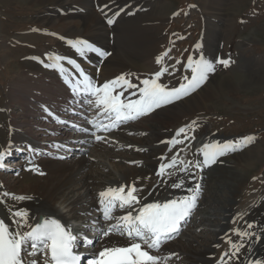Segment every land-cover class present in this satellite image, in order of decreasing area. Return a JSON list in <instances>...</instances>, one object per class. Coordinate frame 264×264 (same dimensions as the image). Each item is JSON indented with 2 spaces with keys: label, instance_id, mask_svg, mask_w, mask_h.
Returning a JSON list of instances; mask_svg holds the SVG:
<instances>
[{
  "label": "bare ground",
  "instance_id": "1",
  "mask_svg": "<svg viewBox=\"0 0 264 264\" xmlns=\"http://www.w3.org/2000/svg\"><path fill=\"white\" fill-rule=\"evenodd\" d=\"M28 1H31L33 5H48L52 2L59 4L56 9L51 8L41 15V19L43 21H47L50 25H53L54 28H57L59 30V35L65 38L63 39L64 41H62V43H57V45H55L53 48H48L49 50L47 49V56L49 54H59L61 56H66L70 59L78 61V64L79 62L82 63L80 64L81 67L85 70V72H88V74L94 78L97 84H102L107 80L114 79L121 74H125L126 78L138 86L136 89L127 90L125 92V98L134 91L137 92L138 96V88L142 87L140 81L145 78H154L153 75L151 76L145 71L142 72L141 68H143L144 65H154L157 63V59L160 57V54H157L158 50H156L155 47L156 40L151 37L150 27H148V24L150 25L152 22L156 21V18H159L154 17V14L157 12L154 9H157L158 5H160V0H128V2L123 0H111L113 3L107 5V7H105V5H101L100 7V5H97L98 2L91 0ZM129 2H132V4L127 5ZM79 3H84L85 6L82 7L81 5L80 8L78 6ZM225 4V0H210V12L217 17H223L226 13ZM147 5L149 7L148 10H143ZM124 8H126L125 10L128 9V12L124 13H127L126 16H130L131 19L129 21H123V18L118 16L116 19H122L123 23L120 22L117 25L118 31H116L117 33H114L113 35L111 30L105 25L107 23V17L111 18L112 12L114 10H122ZM81 9H85V14L81 13ZM101 9H103V11H101ZM95 10L99 14H97ZM135 12L139 15L137 20L135 19ZM60 16L64 18H60ZM124 19L126 18L124 17ZM218 29L219 28L217 26L211 25V31H213L211 33L212 41L216 35L214 31H218ZM76 39L87 40L93 43L95 46L102 48L104 51L110 52L111 55L107 56L106 58L99 59L94 53H88L87 63L86 60L82 59V56L76 53L75 50L67 44V40ZM207 43L204 48L209 45ZM205 49L206 52H208V47ZM216 54L217 52L215 51V55ZM24 66H28V69L35 70V74L33 73V77L35 79L27 78L24 81L20 80L21 82H17L18 84L13 88V95L11 99L14 104H22V108L17 109H23L22 111L27 110L24 111L23 114L25 122L19 124L16 121L17 118L15 113L13 111L9 112L12 121V135H10L6 141H2L0 151H2L9 143H11L13 145V149L8 155H13L14 150L19 147L20 141H35L37 143L36 149L40 154H31V158L34 160L35 164L39 167L40 172L43 174L27 170L23 174L18 175L16 179L22 180L24 177L26 184L25 187L22 186V189L19 192H14L15 185L12 186L10 184L11 182H9L11 180L10 178L14 177H0V199L4 201V203L0 204V215L6 213L8 208H12L13 211L21 208H27L30 213V222H32V217L38 220L44 215H54L55 217L59 218L62 223L71 226L73 232H76L77 230L81 231L83 226L90 225L93 220H96L100 217L101 213L98 204V193L109 186H131L135 184L137 188L142 189L139 195L141 197H146V199L142 200V203L153 202L154 200L165 201L167 199L175 198L176 196L187 194L182 189H172L168 187V185H170L174 180L178 181L179 179H184L188 176L187 173L179 171V168L182 167V165L178 164V168L176 169H167V172L174 173L171 178L165 175L162 180L161 177L156 173L159 171V166L161 163L167 164V162H169L175 156H171L170 154L168 155L170 146L169 144L163 142L172 139L176 133V131L174 129H170V127L176 126L182 116L190 115L197 112L198 110H206L204 105L206 101L205 99L195 98L188 106L182 107H179L178 103L167 105L161 109H157L155 112H152L149 115H146L147 119L152 117L153 123L160 124L159 131L156 132L155 135L160 137L159 139L161 140H153L151 144H148L152 147H143L144 145L135 144V142L134 144L131 143L128 140L131 134L138 135L144 133L138 131V129L135 130L136 128L131 130L132 127H122L118 131L111 133L110 135L106 136L107 142H95V140L89 135H84L76 131L71 132V130L66 128V126H62L60 130H57V125L59 124L52 117L48 116L44 110L42 111L43 107L50 108V111L54 112L59 117L68 122L69 120L71 121L73 115H63L62 113L64 106L69 101L73 100V97L67 93L68 84L65 83L61 74L55 69L45 68L44 66H36V64L31 62L25 63ZM64 66L70 72H75L71 65L64 63ZM139 75L142 77L140 78ZM207 80H209V77ZM229 82L233 86L238 87L239 83L241 84L242 82V85L245 86L247 80L243 81V76H238L234 78V81H232L233 83L231 81ZM250 84L251 82L247 83V85ZM205 92L207 96L211 93L207 91ZM137 96H132L131 98L136 99ZM191 96L192 95H190V97ZM86 105V103H82L83 107ZM193 108H196L197 110L193 111ZM190 109L191 111L187 112ZM71 110H76V104L72 106ZM34 121H36L35 124L40 122L41 124L43 123V126H45V128H37L38 131L36 134L33 132L35 131L34 128L30 129L33 127L31 122ZM196 132L192 131L191 133H188L189 138L185 139L187 143L185 146V152L189 153L193 157L195 155V150L199 145L218 141L217 138L207 140L208 136L203 137V133L199 135ZM121 133H125L128 137L125 135L120 136ZM163 135H165L164 138ZM113 137L114 139H112ZM121 137L126 138V141L120 142L119 139ZM191 137H195V139H191ZM81 140H88L89 142L79 144V141ZM193 141H195V143H193ZM220 142L225 141L220 140ZM65 143H67L68 147L71 148L70 150L62 151L61 149L58 151L53 147L54 144L65 145ZM157 144L159 147L155 148V145ZM83 145H85V147H83ZM98 147H108L107 155H109V157L102 155L101 160L103 162H100L99 171H94V167L92 168L90 163L94 161L99 162L100 158L95 153H92V149ZM129 147L134 149V153L136 155H140L139 159L128 158L127 154L131 153L128 151ZM138 148L149 150L151 152L148 153L151 154L150 158L147 159L145 156H141V154L137 152ZM200 148L196 150L197 159L202 158L199 152ZM117 149H121L125 154L120 155L119 153H114V151ZM81 150H85L83 153L84 156H78ZM87 152H89L90 156L89 154L86 156ZM263 153L264 152L261 153L260 150L256 155L247 159L245 163L250 166L258 164L260 159L263 157ZM58 155L64 156L65 159H57L56 157ZM161 157L164 159L162 160ZM193 160H195V158H193ZM221 160L222 161L218 162L217 165H212L214 169H221L222 173L224 169L228 170L227 172H225V170V173H223L220 178H216L214 175L211 177L210 174L205 171V169L208 168H205L202 172L198 171L196 176L186 179L185 187L193 186L195 182H199L202 185L209 183L211 177V179L213 178L212 181L216 179L218 180L214 187L212 185L214 192L218 189L217 185L225 186V183L233 185V190H237L238 192L241 191V189H243V183L245 182V179L241 178V176L236 172L232 173L230 176V171L227 168H229L233 163L226 157H223ZM115 161L117 163H115ZM118 162H120V164H118ZM24 165L29 164L25 163ZM30 166L31 165H29V168ZM22 167L23 165L21 168ZM190 171L192 170L190 169ZM103 174L109 176V179L101 186L95 185V181ZM18 184L22 185L20 182ZM4 192H8L13 195L17 193L16 196L23 195L31 197V199L25 201H16L11 199V196L3 197ZM200 198H203V196L201 195ZM216 198L219 200V202H223L225 200L223 207L226 208L227 205L225 204L228 201V196ZM262 202H259L255 208L249 209L250 211L247 212L243 217L245 220L243 222L240 221L236 225L238 227L235 228L239 229L241 232L256 231L260 236L258 242L253 243V241L256 239L255 237H253L252 240H248L247 238L242 239L239 236H236L235 238H229L227 233L230 230L222 232L221 225L216 222V228L218 229L216 230L217 236L214 237L212 235L213 237L208 238L209 240H212V243L206 245L204 248L197 247L193 249L190 245L198 242L199 240V237L194 235L193 238L188 239V246L186 244H182L177 247V251L180 250L188 254V257L184 263L197 264L202 262L204 264H221L218 259L221 258L225 252H229V254H231V245L228 248L221 249V251L218 253L216 252L218 247V239H227L228 241L232 238V242L234 243H244L245 248L241 250L240 254V258L242 260H247L252 257L260 258L261 256H264V231H261V229L264 228V214L259 213L262 210L260 209L259 211ZM198 204L200 205L199 201ZM231 211L232 213L230 214L228 213V210L225 209L224 213H228L226 216L232 217L234 209ZM125 213L126 211L122 212L121 215ZM210 214V210L205 209L203 215L206 218H210L212 217ZM197 218L198 217L195 216L193 221ZM8 219H11V217L9 216ZM197 220L199 221V219ZM249 223L254 225L252 229L247 227ZM12 226L14 227V225ZM192 230L193 232L202 231L200 227L189 229V231ZM125 245L126 244H124V242L121 241L117 236L111 235L105 238L102 244L96 245V247L93 249V252H98L103 246ZM249 248L252 250L251 257L247 255ZM162 250L163 252L161 251L157 255L161 256L160 254L162 253L166 257L170 258L171 261L166 262V264H179L177 257L179 255L175 253L176 251L169 252L170 249L167 245H165ZM216 253L218 255V259H212L213 255H216ZM30 259H32V257H30ZM224 259L228 262V264H239L238 261H228L227 257ZM42 262L43 257L41 256L38 260V264H42Z\"/></svg>",
  "mask_w": 264,
  "mask_h": 264
},
{
  "label": "rangeland",
  "instance_id": "2",
  "mask_svg": "<svg viewBox=\"0 0 264 264\" xmlns=\"http://www.w3.org/2000/svg\"><path fill=\"white\" fill-rule=\"evenodd\" d=\"M91 1L98 2L97 5H100V7L101 5L113 3L111 0ZM123 1L128 2V0ZM225 1L226 13L223 17H217L210 12V0H160V5H158L157 9H154L157 11L154 17L159 18H156V21L150 25L148 24L151 37L156 40L155 47L159 52L157 54H160L163 59L160 63H155L154 65H144L141 71L154 76L162 67H167L168 71L161 76L159 82H163L168 87L179 85L183 82L182 77L190 74L186 67L189 57L197 58L199 55H204L210 60L231 59L233 61L227 68L217 65L216 71L209 74V80L193 92L191 97L189 95L187 99L185 98L186 100L183 99V101L176 102L179 107H182L188 106L195 98L205 99L206 110H198L190 115L182 116L178 124L170 127V129L177 131L181 127L190 125L195 120L197 122L196 133L199 135L203 133V137L208 136L207 140L217 138L218 141H239L240 138L245 136L256 137L253 143L227 155L229 161L233 163L227 168L230 171V176L236 172L241 178L245 179L241 191L233 190V185L225 183V186L217 185L218 189L214 192L213 187L218 180L212 181V175L220 178L228 170L224 169L223 173L221 169L212 168L213 171L208 170L211 176L210 182L205 183L202 187L203 199L196 213L199 221L197 219V221L194 220L179 240L175 243L173 242L172 245H167L170 249L169 252L176 251L175 253L179 255L177 256L179 264H187L184 262L188 254L180 250L177 251V247L182 244L187 245L188 239L193 238L194 235L199 237V240L190 245L193 249L197 247L204 248L212 243V240L208 238L217 236L216 222L221 225L222 232L230 230L227 233L229 238H235L237 234L234 229L238 227L236 225L240 221L243 222L245 220L243 217L250 211L249 209L255 208L259 202L263 201L261 208H259V211L260 209L262 210L259 213L264 214V153L258 164L250 166L245 163L247 159L256 155L260 150L261 153L264 152V0ZM129 4H132V2L127 5ZM58 5L56 2L48 5H33L28 0H0V147L2 141H6L12 135V121L9 112L13 111L15 113L16 121L19 124L25 122L23 114L27 110L17 109L22 108V104H14L11 99L15 85L27 78L35 79L33 77L35 70L28 69V66L25 67L24 64L28 62L36 64V61L40 62L41 60L45 63L49 62L46 55L48 53L47 49L53 48L57 43L64 41L60 39L61 36L57 28L41 19V15L51 8L56 9ZM81 5L82 7L85 6L84 3H79L78 6L80 7ZM148 8L147 5L143 10H148ZM125 9L114 10L111 18L115 20L118 16H114V13L119 12V16L123 18V21H129L131 17L126 16L127 13L124 12H128V9ZM80 11L85 14V9ZM95 12L99 14L96 10ZM64 17L60 16V18ZM138 17V13L135 12V19L137 20ZM107 19L109 18L107 17ZM116 20L112 25L105 24L113 35L118 31L117 25L120 22L123 23L122 19ZM211 25L219 28L218 31H214L216 35L213 41L211 40V33L213 32L211 31ZM206 43L209 44L205 47H208V52L204 48ZM197 44L201 45L200 49L196 48ZM215 51L217 52L216 55ZM165 53L167 55H164ZM36 66L39 65L36 64ZM238 76H243V81L247 80L245 86L242 85L243 82L239 83L238 87L233 86L229 82L234 81V78ZM139 77L141 78L142 76L139 75ZM248 82H251V84L247 85ZM205 91L211 93L207 96ZM196 110V108H193V111ZM190 111L191 109L187 112ZM148 119L146 118L138 124L128 126L132 127L131 130L136 128L135 130L138 129V131L144 132L138 135L131 134L128 139L131 143L134 144L135 142V144L144 145L143 147H152L148 144H151L153 140H161L159 139L160 137L155 135L159 131L160 124L153 123L152 117ZM35 122H31L33 127L30 129L34 128L35 131L33 132L36 134L37 128H45V126H43V123L37 122L35 124ZM61 127L57 125V130H60ZM191 132L189 131V133ZM124 135L127 136L125 133H121L120 136ZM125 139L121 137L119 140L122 142L126 141ZM65 145L68 146L67 143ZM158 147V144L155 145V148ZM107 149L108 147L92 149V153H95L100 158L99 162L90 163L92 168L94 167V171H99L100 162H103L101 160L102 155L109 157ZM138 149L137 152L141 156H145L147 159L150 158L151 154L148 153L151 152L149 150ZM128 151L131 152L127 154L129 159H139L140 155H136L134 149L129 147ZM169 152H173L176 157L181 155L184 159L190 158V154L185 153L181 148L176 151L170 150ZM114 153L125 154L121 149L115 150ZM88 154L89 152H87L86 156ZM78 156H84V154L80 152ZM190 160L191 158L188 161ZM115 163L117 162L115 161ZM8 176L13 177V174L0 173L1 178ZM16 178H10L11 180L8 181L11 182L12 186L15 185L14 192H19L22 186L25 187L26 184L24 177L22 180ZM108 179L109 176L103 174L95 181V185L101 186ZM19 182L22 185L18 184ZM229 185L231 186L228 187ZM223 196H228V201L225 204L227 205L226 208L223 207L225 200L219 202L216 198ZM205 209L210 210L212 217L206 218L203 215ZM225 209L230 214L232 213L231 210L234 209L232 217L226 216L228 213H224ZM196 227H200L202 231H189V229H195ZM217 241L216 252L218 253L221 249L230 246L227 239H218ZM217 257L216 253L212 259L217 260ZM197 264L204 263L200 262Z\"/></svg>",
  "mask_w": 264,
  "mask_h": 264
},
{
  "label": "snow or ice",
  "instance_id": "3",
  "mask_svg": "<svg viewBox=\"0 0 264 264\" xmlns=\"http://www.w3.org/2000/svg\"><path fill=\"white\" fill-rule=\"evenodd\" d=\"M114 16H119V12L114 13ZM107 23L114 24V18L107 19ZM60 39L65 38L60 37ZM67 44L82 57H86L88 53H95L101 59L111 55L110 52L104 51L84 39L67 40ZM200 47V44L196 45L197 49ZM162 59L163 57H159L157 63H160ZM47 60L49 62L45 63L41 60L40 63L45 68L58 71L71 88L73 96L81 97L84 103L92 109L98 110L100 119L89 121L91 128L72 125L76 131L89 135L97 142H107L106 136L101 133H111L122 124L181 101L204 84L209 74L216 71L217 65L227 68L233 63L231 59L213 61L204 55H199L197 58L189 57L186 67L190 75H184L183 82L179 86L168 87L159 82L161 76L168 71L167 67H162L154 74V78H145L140 81L142 87L138 88V96L134 91L125 98L127 90L138 87L126 78L125 74L97 84L73 59L59 54H49ZM64 61L71 65L75 72H70L64 66ZM77 73L78 75H76ZM132 96H137V98L132 99ZM44 111L57 123H68L48 108H45ZM196 126L197 122L194 120L190 125L179 128L172 139L163 142L172 147L183 144L184 140L189 138V131H195ZM182 136L183 139H180ZM191 139H195V137H191ZM255 139V136H245L239 141L207 143L199 150L202 158L187 162L180 160L179 164L182 167L179 168V171L187 173L188 176L178 181L174 180L168 187L182 189L187 193L185 195L165 201L154 200L142 203L146 197L139 195L142 189L137 188L135 184L105 188L98 193L101 215L88 225L87 232L79 230L73 232L71 226L62 223L54 215H44L38 220L32 217V222H30V213L27 208L16 211L8 208L6 213L0 215V264H38L41 256L43 257L42 264H81L82 261L83 264H166V259L170 258H162L155 253L159 252L165 242L180 233L182 227L192 216L201 196L202 189L199 182H195L193 186L185 187V180L196 176V172H192L190 169L202 172L205 168L216 164L220 157L241 150L253 143ZM88 142V140L79 141L81 144ZM53 147L59 151L66 148V145L54 144ZM12 149L13 145L9 143L0 151V169L5 167V158ZM22 150L33 155L40 154L31 145H27ZM58 158L63 159L64 157ZM161 159L164 158L161 157ZM177 163L175 157L167 164L161 163L156 174L162 180L165 175L171 178L174 173L167 172V169H176ZM28 164L31 165L28 170L43 174L32 158H29ZM9 196L16 201L31 199V197L23 195L3 193V197ZM2 203L4 201L0 199V204ZM117 209H127V211L123 215H115ZM9 216L11 219H8ZM247 227L252 229L254 225L249 223ZM234 231L242 239L252 240L255 237L253 243L260 239L256 231L241 232L239 229ZM261 231H264V228ZM113 234L125 237L128 243L125 246H103L98 252L86 256L80 251V249L95 248L96 245L102 244L105 238ZM228 243L231 245V254L225 252L221 257V264H228L225 257L228 258V261H238L239 264H264V256L252 257L247 260L240 258L241 250L245 248L244 243H234L230 239ZM247 255L252 256L251 248L248 249Z\"/></svg>",
  "mask_w": 264,
  "mask_h": 264
}]
</instances>
